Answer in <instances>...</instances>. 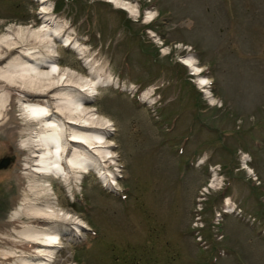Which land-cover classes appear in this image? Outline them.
I'll list each match as a JSON object with an SVG mask.
<instances>
[{
	"label": "rangeland",
	"instance_id": "374dc122",
	"mask_svg": "<svg viewBox=\"0 0 264 264\" xmlns=\"http://www.w3.org/2000/svg\"><path fill=\"white\" fill-rule=\"evenodd\" d=\"M125 1L137 17L104 0H0V35L41 27L47 8L71 38L56 64L86 75L94 59L104 72L90 106L114 126L115 162L101 165L115 182L104 170L72 191L48 179L59 209L86 225L52 264H264V0ZM17 118L0 123V159L15 157L0 171L1 250L26 221L12 220L20 200L46 198L29 190Z\"/></svg>",
	"mask_w": 264,
	"mask_h": 264
},
{
	"label": "bare ground",
	"instance_id": "6f19581e",
	"mask_svg": "<svg viewBox=\"0 0 264 264\" xmlns=\"http://www.w3.org/2000/svg\"><path fill=\"white\" fill-rule=\"evenodd\" d=\"M104 1L137 17L133 3ZM41 13V27L17 26L0 35V87L5 88L0 93V123L2 119L7 123L8 117L19 116L17 120L22 119L26 124L18 134L26 137L23 140V150L28 151L29 157L26 169L34 178L29 190L41 186L38 190L46 195L45 199L25 196L20 200L12 220L22 217L26 221L9 227V232L3 234L1 240L9 248L0 249L2 264H52L51 255L61 244L62 237L65 234L80 237L85 230L83 221L59 209L58 198L52 197L55 194L48 179H59L72 191L82 174L104 170V182H108V176H113L106 172L108 165L102 168L101 164L109 160L112 164L115 162L113 146L106 138L114 131V126L90 106L104 80L103 68L94 59L89 60L86 75L60 68L56 64L57 50L71 38L65 33V24L57 23V18L50 16L47 8ZM153 16L148 12L147 21ZM4 49L14 52L6 63L1 52ZM181 62L198 77L199 85L207 84V79L200 76L201 69L194 57H185ZM107 78L111 79L109 75ZM12 92L18 97H13ZM114 178L108 182L111 186Z\"/></svg>",
	"mask_w": 264,
	"mask_h": 264
},
{
	"label": "water",
	"instance_id": "95a60500",
	"mask_svg": "<svg viewBox=\"0 0 264 264\" xmlns=\"http://www.w3.org/2000/svg\"><path fill=\"white\" fill-rule=\"evenodd\" d=\"M10 159L4 158L0 160V170L4 169L7 167Z\"/></svg>",
	"mask_w": 264,
	"mask_h": 264
},
{
	"label": "flooded vegetation",
	"instance_id": "af4514ba",
	"mask_svg": "<svg viewBox=\"0 0 264 264\" xmlns=\"http://www.w3.org/2000/svg\"><path fill=\"white\" fill-rule=\"evenodd\" d=\"M4 158H7V159H10V161H9V163H8V165H7V167L6 168H4V169H2V170H5V169H7L14 161H15V157L14 156H11V157H3V158H1V159H4ZM0 159V160H1ZM2 170H0V171H2Z\"/></svg>",
	"mask_w": 264,
	"mask_h": 264
},
{
	"label": "snow or ice",
	"instance_id": "6c2138e0",
	"mask_svg": "<svg viewBox=\"0 0 264 264\" xmlns=\"http://www.w3.org/2000/svg\"><path fill=\"white\" fill-rule=\"evenodd\" d=\"M204 83H206V81H204Z\"/></svg>",
	"mask_w": 264,
	"mask_h": 264
},
{
	"label": "trees",
	"instance_id": "16d2710c",
	"mask_svg": "<svg viewBox=\"0 0 264 264\" xmlns=\"http://www.w3.org/2000/svg\"><path fill=\"white\" fill-rule=\"evenodd\" d=\"M4 213V212H3Z\"/></svg>",
	"mask_w": 264,
	"mask_h": 264
}]
</instances>
